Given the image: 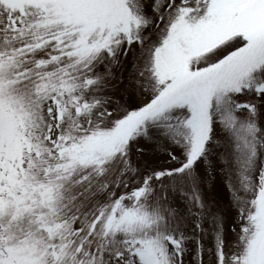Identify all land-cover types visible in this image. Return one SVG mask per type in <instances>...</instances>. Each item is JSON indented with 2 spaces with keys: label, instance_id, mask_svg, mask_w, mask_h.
I'll use <instances>...</instances> for the list:
<instances>
[{
  "label": "snow or ice",
  "instance_id": "1",
  "mask_svg": "<svg viewBox=\"0 0 264 264\" xmlns=\"http://www.w3.org/2000/svg\"><path fill=\"white\" fill-rule=\"evenodd\" d=\"M0 264H264V0H0Z\"/></svg>",
  "mask_w": 264,
  "mask_h": 264
}]
</instances>
